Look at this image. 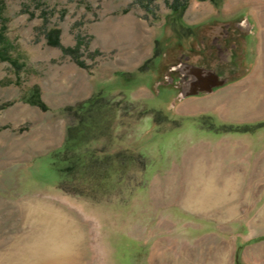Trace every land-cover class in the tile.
Instances as JSON below:
<instances>
[{"label":"rangeland","instance_id":"374dc122","mask_svg":"<svg viewBox=\"0 0 264 264\" xmlns=\"http://www.w3.org/2000/svg\"><path fill=\"white\" fill-rule=\"evenodd\" d=\"M170 13L165 0H0V49L15 60L0 57V264H212L214 246L235 264L238 243L242 264H264V117L245 124L187 115L186 99L204 94L179 100L161 82L182 61L202 67L200 48L218 64L233 44L246 60L221 74L231 79L222 87L239 80L264 59V0H189L181 23ZM245 17L254 34L236 28ZM56 24L64 46L81 44L86 67L47 43ZM226 32L239 36L230 43ZM178 77L186 87L190 76ZM34 84L50 110L20 99ZM99 89L150 112L135 123L121 109L114 140L116 150L137 144L146 167L128 189L92 200L56 187L49 152L65 140L58 108ZM231 124L242 128L228 131ZM196 196L209 206L192 204Z\"/></svg>","mask_w":264,"mask_h":264},{"label":"trees","instance_id":"16d2710c","mask_svg":"<svg viewBox=\"0 0 264 264\" xmlns=\"http://www.w3.org/2000/svg\"><path fill=\"white\" fill-rule=\"evenodd\" d=\"M165 1L171 10L170 16L175 15L174 20L181 23L183 14L189 6V0ZM209 1L215 6H220L224 0ZM61 34L62 28L59 25L47 27L45 32L47 43L53 47H60L64 53L70 54L80 66L86 67L85 61L81 59V44L64 46ZM4 39V32H0V41L4 42ZM7 53L6 48L0 49L2 59L12 60ZM12 61L15 63V60ZM140 69L142 70L143 67ZM113 93L108 94L103 89H99L87 99L58 108V112L68 119L65 140L60 147L52 149L49 155L52 167L58 174L56 187L69 194L95 200L97 193L124 189L126 180L129 179V183L132 182L136 171L141 167H146L144 163L140 165L141 158L145 156L138 151L137 144H132L130 148L124 150H116L114 140L117 139L115 132L122 124L120 122L123 117L121 109H124L127 117L133 118L135 123L146 116L148 112L146 114L145 112H150V109L139 111L137 103L131 101L126 95L121 102L126 103L123 108L120 102L115 101L116 96L112 97ZM20 99L38 106L43 111L50 110L49 105L43 99L42 88L38 84L29 87ZM11 103L7 102L4 107ZM240 128L242 126L231 124L227 130L238 131ZM242 251L243 245L238 243L234 255L235 264H242Z\"/></svg>","mask_w":264,"mask_h":264},{"label":"crops","instance_id":"0c3cea01","mask_svg":"<svg viewBox=\"0 0 264 264\" xmlns=\"http://www.w3.org/2000/svg\"><path fill=\"white\" fill-rule=\"evenodd\" d=\"M258 53V49H256L255 56ZM239 78L213 93L188 97L186 101L190 102L182 111L193 116L200 113H217L228 122L245 124L264 117V59L254 60L249 71ZM226 88L230 90L224 91ZM63 142L64 139L57 147H60ZM231 181H236V179ZM246 194L249 195V192Z\"/></svg>","mask_w":264,"mask_h":264},{"label":"water","instance_id":"95a60500","mask_svg":"<svg viewBox=\"0 0 264 264\" xmlns=\"http://www.w3.org/2000/svg\"><path fill=\"white\" fill-rule=\"evenodd\" d=\"M245 29L243 30L245 34H254L253 24L250 23L248 17L243 19ZM247 46V45H246ZM245 46V47H246ZM246 60V57H245ZM188 71L190 77L186 81V87L184 90L179 94L178 99L182 100L183 98L190 96V95H201V94H210L213 93L217 88L224 86L225 84L229 83L231 79L225 77L212 69H204L200 66H192L189 64H184ZM251 65L245 68V71L242 73L237 74L236 78L241 77L245 73H247L250 69ZM172 72H170V77ZM173 74V73H172ZM183 75L184 72H182Z\"/></svg>","mask_w":264,"mask_h":264},{"label":"flooded vegetation","instance_id":"af4514ba","mask_svg":"<svg viewBox=\"0 0 264 264\" xmlns=\"http://www.w3.org/2000/svg\"><path fill=\"white\" fill-rule=\"evenodd\" d=\"M242 22H243V19H241L240 21H237L235 23L236 28L238 30H241V31H243L245 29L244 24ZM232 33H234V32H232ZM232 33H230L231 34L230 35L228 32H226V34H225V36L223 38H229L228 41H230V43L234 42L233 40H231L232 36L234 37V35H235V37H236V35L239 36V34H237V33L236 34L235 33L232 34ZM204 41L205 40L203 38H201V42L204 43ZM230 48H231V51L229 53V57L224 58V61H222V59L221 60L219 59L218 62H221V63H218V64H220V66L218 64H216V63L209 62L208 54L205 53V55H204V51H202L201 48L199 49V52H201V53L199 55L195 56V59H196V61H200L199 65H201L204 68H207V69L208 68L209 69L215 68V71L218 72L219 74H224V75H229V74L231 75L232 74V75H234L237 72V70H238L236 68V63L238 61V58L241 59V57H242V59L244 61L245 60V56H244L243 49L241 50V54L243 53V56H241V57H240L239 52L236 53V51H234V48H235L234 44L231 45ZM185 61H187V60H185ZM185 61H182L177 66H173V68H171V70L173 69L172 71H175V73H176V74H174L175 75L174 78H171L170 75L168 76V74H165V72H164V77H163V79L161 81L162 83L164 82V83H167L169 85H174L175 88L178 90V96L180 94V90L183 87L185 88V86L182 87V85L179 82L182 78L178 77V75L183 72V65L186 63ZM166 64H168V61L166 62ZM167 66H168L167 70H169L170 69V65H167ZM163 70H165V69L163 68Z\"/></svg>","mask_w":264,"mask_h":264},{"label":"bare ground","instance_id":"6f19581e","mask_svg":"<svg viewBox=\"0 0 264 264\" xmlns=\"http://www.w3.org/2000/svg\"><path fill=\"white\" fill-rule=\"evenodd\" d=\"M188 71L189 70L187 69V67L185 65H183V72L185 75L188 74ZM198 198H199V196L193 197L194 202H192V204L196 205L197 207H208L209 206L210 201L205 203V202H203V200H199ZM221 199H223V201H227L230 199V195H228L226 192L225 195ZM234 208H235V206L231 207V209H234ZM262 219L264 220V214H263ZM217 249H219V248H217L216 246L211 248V251H212V258L211 259H214V261H212V264H228V253H227V251H225L226 249L224 251H219ZM204 253H205L204 255L207 256V251Z\"/></svg>","mask_w":264,"mask_h":264}]
</instances>
